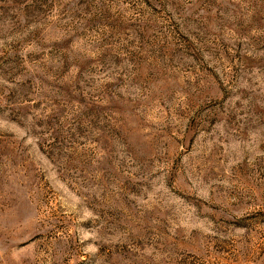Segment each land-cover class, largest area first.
I'll list each match as a JSON object with an SVG mask.
<instances>
[{"label": "rangeland", "instance_id": "1", "mask_svg": "<svg viewBox=\"0 0 264 264\" xmlns=\"http://www.w3.org/2000/svg\"><path fill=\"white\" fill-rule=\"evenodd\" d=\"M0 264H264V0H0Z\"/></svg>", "mask_w": 264, "mask_h": 264}]
</instances>
